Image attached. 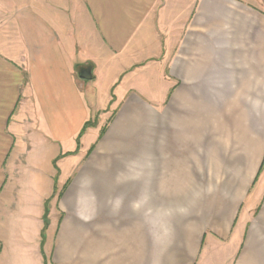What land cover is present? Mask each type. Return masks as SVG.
Masks as SVG:
<instances>
[{
  "label": "crops",
  "instance_id": "crops-1",
  "mask_svg": "<svg viewBox=\"0 0 264 264\" xmlns=\"http://www.w3.org/2000/svg\"><path fill=\"white\" fill-rule=\"evenodd\" d=\"M0 264H264V0H0Z\"/></svg>",
  "mask_w": 264,
  "mask_h": 264
},
{
  "label": "water",
  "instance_id": "water-1",
  "mask_svg": "<svg viewBox=\"0 0 264 264\" xmlns=\"http://www.w3.org/2000/svg\"><path fill=\"white\" fill-rule=\"evenodd\" d=\"M79 76L83 79H91L93 78V69L92 66L88 65L83 68L78 72Z\"/></svg>",
  "mask_w": 264,
  "mask_h": 264
},
{
  "label": "trees",
  "instance_id": "trees-1",
  "mask_svg": "<svg viewBox=\"0 0 264 264\" xmlns=\"http://www.w3.org/2000/svg\"><path fill=\"white\" fill-rule=\"evenodd\" d=\"M92 124H93L92 121H87L86 124L84 125V127H83L81 133H80V136H81V135L85 132V130H86L88 127H90ZM78 141H80V138L78 139Z\"/></svg>",
  "mask_w": 264,
  "mask_h": 264
},
{
  "label": "rangeland",
  "instance_id": "rangeland-1",
  "mask_svg": "<svg viewBox=\"0 0 264 264\" xmlns=\"http://www.w3.org/2000/svg\"><path fill=\"white\" fill-rule=\"evenodd\" d=\"M91 121H92V123H93L92 125H94V124L96 123V122H95V121H96V119H95V120H91ZM92 125H91V126H92Z\"/></svg>",
  "mask_w": 264,
  "mask_h": 264
}]
</instances>
